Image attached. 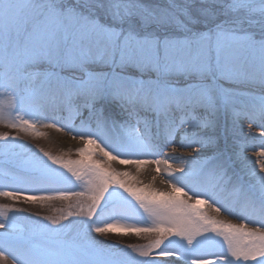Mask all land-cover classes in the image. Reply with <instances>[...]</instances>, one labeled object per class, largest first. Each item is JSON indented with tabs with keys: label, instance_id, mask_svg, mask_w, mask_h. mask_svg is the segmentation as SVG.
Returning <instances> with one entry per match:
<instances>
[{
	"label": "snow or ice",
	"instance_id": "snow-or-ice-1",
	"mask_svg": "<svg viewBox=\"0 0 264 264\" xmlns=\"http://www.w3.org/2000/svg\"><path fill=\"white\" fill-rule=\"evenodd\" d=\"M0 98L7 127L85 145L64 159L0 137V198L67 206L23 225L0 212V261L264 264V131L242 126L264 129V0H0ZM112 161L154 164L170 190ZM110 234L149 243L98 240Z\"/></svg>",
	"mask_w": 264,
	"mask_h": 264
},
{
	"label": "rangeland",
	"instance_id": "rangeland-1",
	"mask_svg": "<svg viewBox=\"0 0 264 264\" xmlns=\"http://www.w3.org/2000/svg\"><path fill=\"white\" fill-rule=\"evenodd\" d=\"M241 90L245 91L248 94H252V95L261 94L260 90L256 87H243L241 88ZM0 99H3V98H0ZM4 110L6 112L8 111L7 106H6V109ZM37 133H42V135H37ZM4 134H8L10 136H17L19 138L20 144L23 145V147H17L16 150L19 152H28L29 148H28L27 143L30 142L32 137H35V139L40 142L48 141L49 143L53 145L52 146L50 144L51 145L50 154H52L53 156H62L64 159H68V158L78 159L79 158L78 155L76 156L73 155L74 154L73 149L64 151V149L61 147L59 142H56L55 140L52 139V136L54 134H52V132H50L49 130H44L43 128H40L39 125H36V128L34 131L29 130L25 132L20 129H12V128L7 127L6 121L0 122V137H2ZM3 143L4 141L0 139V144H3ZM31 150H35V149L33 148ZM48 150L49 148H46V147L43 149V151H46V152ZM93 158L95 159L96 157H93ZM9 208H22L24 209V212L23 213H13L9 211ZM66 211H67L66 204L60 201L48 202L42 207L40 204L15 202L7 198H0V212H3L9 216H15L16 222L21 225L27 223L24 217L30 213H39V215L43 217V216H48V215L59 216L61 215L62 212H66ZM224 218L229 221L230 220L234 221L232 218L228 216H224ZM0 231H3V230L0 229ZM116 231L123 232V230H116ZM98 240L103 241L106 246L107 245H117V244L121 246L128 245V244L146 245L147 243H149V240L145 239L143 235L138 237L135 234H121V235L110 234L108 236H100L98 237ZM0 264H5V262L0 261ZM6 264H11V261L9 260L8 262H6Z\"/></svg>",
	"mask_w": 264,
	"mask_h": 264
},
{
	"label": "bare ground",
	"instance_id": "bare-ground-1",
	"mask_svg": "<svg viewBox=\"0 0 264 264\" xmlns=\"http://www.w3.org/2000/svg\"><path fill=\"white\" fill-rule=\"evenodd\" d=\"M6 104H4V109H6ZM251 123L252 127H251V133L249 134L248 132V127L249 124ZM242 126H243V134L249 137H258L260 133L255 132L254 127H258L257 124L252 123L249 120H243L242 121ZM260 128V127H259ZM262 129V128H260ZM264 131V129H263ZM52 134H54L52 136V139L55 140L56 142H59V144L61 145V147L64 149V151H67L69 149H73V155L76 156V149L81 148V146H79L78 143V138L73 140L71 135L66 132V131H57V130H51ZM50 139V140H52ZM243 137L241 138L240 143H243ZM256 143L258 144L259 141L257 140ZM51 143H49L48 141H38L35 139V137H32V139L30 140L29 143H27L29 150L30 149H44L49 148V150L47 152L50 153V148H51ZM53 146V145H52ZM84 147V146H83ZM259 149H252L249 148L244 155L246 157H248L249 161H255L257 159L256 156V151H258ZM165 151H170L169 149H165ZM192 150L191 149H179L177 153H174L173 155H183V156H187ZM69 159V158H68ZM248 161H246L247 163ZM112 168L116 169L117 171H128L132 174V176L135 177V179L130 180V183L134 186H139V187H143L145 185H150L152 188L154 189H158L163 191L164 189L166 190H170L168 188V186L166 184H162L161 183V175H157L155 169H156V165L154 164H145V165H141L139 170H137V167L135 165H121L119 164L117 161H112L110 162ZM172 163V167L175 168L176 167V162H171ZM167 168L166 165H160V169H161V173H163L165 171V169ZM257 171L259 172V167L257 166ZM264 174V173H261ZM156 176V180L153 182L152 177ZM125 179H129V178H125ZM140 182V183H138ZM165 191V190H164ZM182 195V194H181ZM194 202V201H193ZM198 207H200L207 215H210L214 218L226 221V222H231L234 224L237 223H242L244 221L239 220L237 217L229 215L226 212H221L219 214H217L213 208L208 207L207 204H201L198 205ZM224 216H228L230 218H232L234 221H229L227 219L224 218ZM250 228L252 227H256V224H249L248 225Z\"/></svg>",
	"mask_w": 264,
	"mask_h": 264
}]
</instances>
